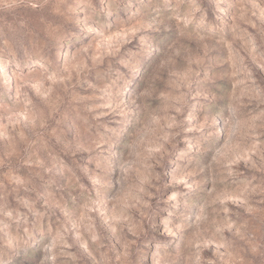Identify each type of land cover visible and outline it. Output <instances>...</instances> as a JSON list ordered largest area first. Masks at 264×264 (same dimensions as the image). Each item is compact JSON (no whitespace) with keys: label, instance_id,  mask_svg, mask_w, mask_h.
<instances>
[{"label":"rangeland","instance_id":"obj_1","mask_svg":"<svg viewBox=\"0 0 264 264\" xmlns=\"http://www.w3.org/2000/svg\"><path fill=\"white\" fill-rule=\"evenodd\" d=\"M0 264H264V0H0Z\"/></svg>","mask_w":264,"mask_h":264}]
</instances>
